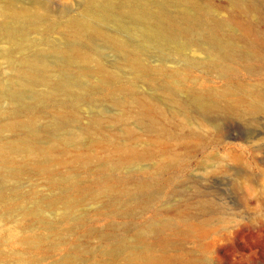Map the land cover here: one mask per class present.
<instances>
[{"label": "bare ground", "instance_id": "obj_1", "mask_svg": "<svg viewBox=\"0 0 264 264\" xmlns=\"http://www.w3.org/2000/svg\"><path fill=\"white\" fill-rule=\"evenodd\" d=\"M16 1L0 0V43H4L0 45V264H159L160 250L149 241L158 230L153 221L135 227L130 237L112 234L94 249L67 238L84 227L81 214L75 213L84 202L100 200L93 211L101 217L130 213L117 205L120 198L134 195L125 187L127 176L120 170L144 153L132 143L97 136L94 130L110 120L130 136L131 118L145 131L168 136L161 123L168 116H179L189 124L190 118L200 121L211 112L263 111L262 89L226 80L241 62L249 67L251 57L259 55L255 40L247 33L252 25L241 24L231 14H217L211 0H84L83 8L73 15H56L35 0L26 5ZM226 3L236 14L254 10L253 2ZM169 4L175 13L168 10ZM123 19L144 43L169 48L176 55L188 50L190 55L185 57L190 60L173 58L169 67L162 62L145 64L128 40L101 27L105 20L124 27ZM31 32L37 36L30 37ZM51 33L59 34L64 43L50 39ZM93 38L121 54L118 64L128 68L129 79L88 48ZM47 54L55 61H47ZM201 72L216 73L221 84H204L209 78ZM89 76L92 83H78L80 77ZM139 79L158 85L172 104L168 112L140 94L134 83ZM178 92H184L185 100L177 97ZM97 97L108 99L117 111L111 116L89 114L79 127L82 105L92 104ZM188 136L203 138L195 130ZM102 141L119 157L99 158L88 149ZM70 149L75 153L67 156ZM169 166L166 163L161 169ZM32 176L41 180L43 189L36 188V182L22 189L20 182ZM89 176L96 184L93 189L81 187ZM157 185H161L158 175L148 173L138 179L135 190L147 193ZM160 225L171 224L164 221ZM186 229L205 233L194 224ZM85 233L92 231L88 228Z\"/></svg>", "mask_w": 264, "mask_h": 264}, {"label": "rangeland", "instance_id": "obj_2", "mask_svg": "<svg viewBox=\"0 0 264 264\" xmlns=\"http://www.w3.org/2000/svg\"><path fill=\"white\" fill-rule=\"evenodd\" d=\"M35 1L45 4L56 15H73L84 6V0ZM226 1L211 0L217 6V14H231L241 24L249 22L252 25L247 33L255 40L259 54L251 57L249 67L241 62L236 73L226 80L233 85H253L264 91V0H243L254 3V10L248 15L229 11ZM20 2L26 5L32 0L16 1L17 4ZM167 8L172 13L176 11L171 4ZM127 21L124 27H119L114 21L105 20L101 27L108 33L128 40L133 48L140 51L138 53L145 64L162 62L169 67L173 65L174 59H188L185 57L190 55L188 50L183 52L185 55H176L169 48L144 43L130 29L131 25ZM31 33L30 37L37 36ZM50 36L57 44L64 43L59 34L51 33ZM88 48L105 65L118 70L125 79L130 78L128 68L118 64L121 54L117 50L97 38L92 39ZM45 59L55 61L49 54L45 55ZM201 73L209 78L204 84H221L222 80L216 73ZM79 79L78 83H92L94 80L91 76ZM134 83L146 100L156 102L165 113L168 112L172 104L157 89L156 83L152 84L146 79L135 80ZM177 97L185 100L184 92H178ZM262 104L264 106V96ZM116 111L117 108L108 99L97 97L92 104L82 105L77 125L83 126L89 114L100 112L111 116ZM202 118L200 121L190 118L187 124L188 121L185 122L179 116H168L161 121L170 134L168 136H157L154 132L145 131L134 125L131 118L128 121L133 130L130 136L124 133L120 124L110 120L95 129L97 136L110 137L118 143H132L138 151L144 153L143 158L126 162L120 170V174L127 176L125 187L134 195L125 200L120 198L117 205L128 208L130 213L101 217L93 211L102 203L100 200L84 202L75 212L81 214L84 227L75 229L71 233L73 236L67 235V238H74L72 242L94 249L112 234L130 237L135 227L153 221L158 223V232L152 234L149 241L160 250L159 264H189L196 260L205 264H264V110L242 115L211 112ZM192 130L199 131L203 138L198 140L188 136ZM88 149L99 158L109 154L119 157L104 141ZM85 150L86 147H81V151ZM74 153L75 150L70 149L67 156ZM168 157L174 158L169 161ZM166 163H171V166L161 169ZM90 167L92 174L95 163ZM77 172L79 174L82 170ZM148 173L157 174L161 185L152 187L147 193L135 190L138 179ZM91 176L82 180L81 187L93 189L96 186L92 180L94 176ZM31 179L20 182L23 190L35 182L36 188L43 189L39 178L32 176ZM45 213L52 217L50 212ZM164 221L170 222V227L161 226ZM30 223L27 221L26 226L31 227ZM188 224L200 226L205 233L198 235L188 231ZM88 228L92 234L85 233ZM101 233L104 235L101 236Z\"/></svg>", "mask_w": 264, "mask_h": 264}]
</instances>
